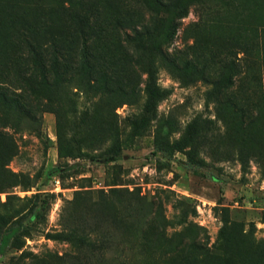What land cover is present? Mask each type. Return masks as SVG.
Segmentation results:
<instances>
[{
	"label": "rangeland",
	"instance_id": "1",
	"mask_svg": "<svg viewBox=\"0 0 264 264\" xmlns=\"http://www.w3.org/2000/svg\"><path fill=\"white\" fill-rule=\"evenodd\" d=\"M161 1L0 0V264H264V0Z\"/></svg>",
	"mask_w": 264,
	"mask_h": 264
},
{
	"label": "trees",
	"instance_id": "2",
	"mask_svg": "<svg viewBox=\"0 0 264 264\" xmlns=\"http://www.w3.org/2000/svg\"><path fill=\"white\" fill-rule=\"evenodd\" d=\"M153 3L160 5V7L164 8L163 6H167L170 7V11L171 13L174 14H178V15H183L186 13L185 10V6H183L181 3H177L172 1L169 4H164L163 1L161 0H152ZM28 24V23H27ZM156 31V29H155ZM7 32V34H6ZM32 30H29L28 28L25 27H16L11 29V31L9 29L6 28H0V45L1 43V39H6L8 38L10 35L12 37L15 38L14 40V44L15 47H21L22 49L24 47H26V49H28V51L30 52V55L35 58V60H32V65L35 69L30 72H23L19 77L24 81H32L33 79H36V77L39 75L40 78V83L41 80L42 81H46V70L44 65H46L45 63H43L39 57H37V55L41 54L38 51V47L37 45L34 43L33 40V35L32 34ZM173 34V31H172ZM160 35V38L162 39H154L153 45L155 48H160L159 45V40H166L170 35H171V31H169L168 29L165 30L164 32L162 31L161 33L157 34V38ZM136 39V43L137 45H139L141 43V38L139 33H136V36L131 37L128 36L127 41L132 42L133 40ZM44 51V49H43ZM31 58V57H30ZM224 80L228 81V77L227 75H224ZM34 81V80H33ZM46 88V86H44V89ZM145 89H146V99L144 102V108H143V113L138 116L139 118L134 119L133 120V133L134 134H138L140 129L146 125L149 117L152 116V114L155 111L156 108V104L157 102L163 98L167 93L168 90L167 89H162L155 81L154 79V75L152 70H148L147 73V78H146V82H145ZM47 90V89H46ZM16 93L14 92H10L6 87H2L0 86V111L4 110L5 113H18L20 115L23 116H27V117H34L33 114H31V111L26 109L24 103L22 101H20V99H18L15 96ZM49 98H47L48 100ZM7 117V116H6ZM264 216V213H263ZM15 228L9 229V231L7 233H5V235L3 236V241L0 243V247H4L6 245V243L8 242L10 236L15 232ZM54 236V235H52Z\"/></svg>",
	"mask_w": 264,
	"mask_h": 264
}]
</instances>
